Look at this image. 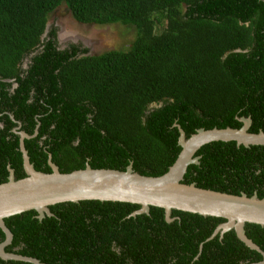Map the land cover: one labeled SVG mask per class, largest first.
<instances>
[{
    "label": "trees",
    "instance_id": "obj_1",
    "mask_svg": "<svg viewBox=\"0 0 264 264\" xmlns=\"http://www.w3.org/2000/svg\"><path fill=\"white\" fill-rule=\"evenodd\" d=\"M61 4L81 24L132 26V45L100 54L59 47L58 28L47 25ZM246 117L248 132H264V0H0V184L8 167L26 176L18 126L32 136L24 147L37 171L51 173L50 158L61 173L131 165L160 176L182 149L179 129L188 139L201 128H240ZM197 156L182 183L264 197V145L218 140ZM140 208L82 200L50 205L42 218L16 214L4 218L13 235L5 251L42 264L263 261L234 229L214 234L223 217L172 209L168 222L162 207L133 214ZM244 229L264 251V226Z\"/></svg>",
    "mask_w": 264,
    "mask_h": 264
},
{
    "label": "water",
    "instance_id": "obj_2",
    "mask_svg": "<svg viewBox=\"0 0 264 264\" xmlns=\"http://www.w3.org/2000/svg\"><path fill=\"white\" fill-rule=\"evenodd\" d=\"M239 120L242 122L240 128L227 127L209 130L201 128L188 139L185 138L183 130L179 129V144L182 149L168 171L160 176L141 175L134 172L131 165L124 171L93 169L86 165L82 170L61 173L50 158L48 164L51 167V173L37 171L30 163L24 147V139L32 136L18 131V126L14 132L20 136L19 149L26 177L16 180L13 170L8 167V180L0 184V229L5 234L4 240L0 243V258L42 264L36 258L5 251L13 235L5 225L4 218L30 210H35L38 218H42L44 214L51 215L50 205L100 200L140 204L141 208L133 214L148 213L150 206L162 207L168 222L171 221L172 209L203 216L223 217L226 221L217 226L214 234L234 229L237 237L246 246L262 254L261 264H264V251L246 236L244 229L246 223L264 226V197L259 199L256 193L252 196H247L245 193L228 194L203 189L197 187L195 183L181 182L187 166L191 163H198L199 157H194V153L206 143L231 140L244 147L264 145V132H248L251 124L249 117ZM36 134L37 131L34 135Z\"/></svg>",
    "mask_w": 264,
    "mask_h": 264
},
{
    "label": "rangeland",
    "instance_id": "obj_3",
    "mask_svg": "<svg viewBox=\"0 0 264 264\" xmlns=\"http://www.w3.org/2000/svg\"><path fill=\"white\" fill-rule=\"evenodd\" d=\"M48 25L58 28L59 47L67 43L81 44L90 54L109 50L127 51L135 39L132 26L81 24L75 21L65 4H61L48 16ZM159 32V29H156ZM67 35V39L61 36Z\"/></svg>",
    "mask_w": 264,
    "mask_h": 264
},
{
    "label": "clouds",
    "instance_id": "obj_4",
    "mask_svg": "<svg viewBox=\"0 0 264 264\" xmlns=\"http://www.w3.org/2000/svg\"><path fill=\"white\" fill-rule=\"evenodd\" d=\"M47 27L49 28V25H47ZM47 31H45V33H46ZM57 40L58 41H60V39H58V36H57ZM71 43H73V42H71ZM64 48V47H63ZM89 54H90V52H89ZM25 60H29V58H26ZM25 60L23 61V63H22V67H23V64H24V62H25ZM23 68H26V67H23ZM8 81H11V80H8ZM227 128V127H226ZM28 155V154H27ZM52 162V161H51ZM31 163V162H30ZM32 164V163H31ZM33 165V164H32ZM34 167V166H33ZM35 169V168H34ZM13 170V169H12ZM24 170V169H23ZM36 170V169H35ZM14 172V171H13ZM24 173H25V170H24ZM25 175H26V173H25ZM26 177V176H25ZM15 178V177H14ZM24 178V177H23Z\"/></svg>",
    "mask_w": 264,
    "mask_h": 264
},
{
    "label": "flooded vegetation",
    "instance_id": "obj_5",
    "mask_svg": "<svg viewBox=\"0 0 264 264\" xmlns=\"http://www.w3.org/2000/svg\"><path fill=\"white\" fill-rule=\"evenodd\" d=\"M57 36H58V32H57ZM58 41V40H57ZM59 43V41H58ZM29 63V60H25L24 64H23V67H27V64Z\"/></svg>",
    "mask_w": 264,
    "mask_h": 264
},
{
    "label": "bare ground",
    "instance_id": "obj_6",
    "mask_svg": "<svg viewBox=\"0 0 264 264\" xmlns=\"http://www.w3.org/2000/svg\"><path fill=\"white\" fill-rule=\"evenodd\" d=\"M66 37H67V35L61 36V38H64V39H67Z\"/></svg>",
    "mask_w": 264,
    "mask_h": 264
}]
</instances>
